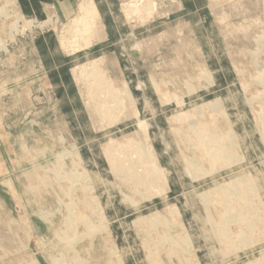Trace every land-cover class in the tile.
Instances as JSON below:
<instances>
[{
    "label": "rangeland",
    "instance_id": "1",
    "mask_svg": "<svg viewBox=\"0 0 264 264\" xmlns=\"http://www.w3.org/2000/svg\"><path fill=\"white\" fill-rule=\"evenodd\" d=\"M93 1L85 46L65 36L81 0H0V264H264V0H150L142 23ZM94 60L109 120L72 76Z\"/></svg>",
    "mask_w": 264,
    "mask_h": 264
},
{
    "label": "bare ground",
    "instance_id": "2",
    "mask_svg": "<svg viewBox=\"0 0 264 264\" xmlns=\"http://www.w3.org/2000/svg\"><path fill=\"white\" fill-rule=\"evenodd\" d=\"M121 9L124 12L123 14L128 16V17H129V15L131 16L130 13H132V12L139 14V19L142 23L143 21H146V19L149 18V16L151 14H153V12L155 11V4H154V2H152L150 0H134L132 2H129L128 4H123ZM132 16H134V15H132ZM102 31L103 30L101 29L98 10L95 6L94 1L93 0H81V2L78 4L77 15L75 18H73L70 21V23L67 27V30L65 31V36L71 35L74 38H77L78 40L83 41V44L86 46L87 45L86 44L87 39L90 42H92L93 40L99 39L103 34ZM65 36L61 37L63 45L67 41ZM100 63H101L100 60L99 61L94 60V61H90V62H87L85 64H82L81 66H78L72 70V76L78 83L83 85V90H84L85 96L87 98V101L90 104L89 105L90 114L94 117L96 116L97 118L101 117V118L109 120L111 118V115L115 112L113 110H117V111L122 110V105H123L122 101L123 100L120 98V96H118V94H116V91L113 88H111V86L109 84V79L100 70V68H101ZM125 92H126V89H125ZM96 98H99V99L95 100ZM201 143L204 145L205 152H207V154H208V156H210L211 160L215 159L216 156H218V157L226 156L225 154L227 153V151H225V149L223 151L224 147L222 148V151H223L222 154H221V151H219L221 155H218L217 154L218 152L217 153L212 152L213 147L209 141L202 139ZM211 147H212V149H211ZM226 148H227V146H226ZM112 149H113L112 145L107 144L105 147V152L108 154L109 162L112 163L115 168L121 169V170L126 169V171L129 172L130 176L134 180L138 181L139 183H144V184L149 185V186H151V184L152 185L154 184L156 186L161 185V180L158 177L159 175H161L160 170L156 169L153 172H149L150 174H154L152 178H148L146 175H139V173L137 172V168H139L141 166L140 164L148 161V157L145 153H143L141 151L139 155L135 154L137 156V158L132 157L134 155L132 153L128 154L127 156H125V154H124V164H122L119 161L118 157L111 153ZM141 156H143V157H141ZM125 159L129 160L128 167H125ZM149 173H146V174H149ZM248 196H249L248 191L246 190V195L243 196L241 199L242 200H246V199L248 200ZM229 198H231L230 195H226V199H229ZM225 216H224V218H225ZM224 218L222 219V223L220 226V229L222 231L221 234L223 235L224 239L229 240V238H231V237H230L229 231L227 229L228 225L225 222L226 220H224ZM64 220H65V218H64ZM230 222H232V221H230ZM69 223L70 222L68 221L66 223V225ZM249 225L252 226L251 221H250ZM250 226H248L249 229H250ZM64 236H65V234H64ZM245 237H246V235L244 233H241L238 235V238L242 242L245 239ZM70 238H71V235H70ZM63 240H65V239H63ZM60 241H62V240H59V242ZM49 247H51V246H49ZM52 258H53V256H52ZM55 264H58V260H56Z\"/></svg>",
    "mask_w": 264,
    "mask_h": 264
}]
</instances>
